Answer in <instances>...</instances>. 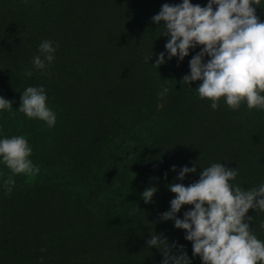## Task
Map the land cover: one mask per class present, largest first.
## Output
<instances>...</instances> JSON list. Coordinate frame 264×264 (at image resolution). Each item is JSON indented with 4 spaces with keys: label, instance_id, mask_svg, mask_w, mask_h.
I'll return each mask as SVG.
<instances>
[{
    "label": "trees",
    "instance_id": "trees-1",
    "mask_svg": "<svg viewBox=\"0 0 264 264\" xmlns=\"http://www.w3.org/2000/svg\"><path fill=\"white\" fill-rule=\"evenodd\" d=\"M147 1L0 0V97L13 102L10 111L0 110V117L5 111L17 116L19 125L11 137L23 135L28 141L35 134L36 141L29 145V159L40 169L35 177L13 174L0 157V236L3 234L9 243V247L0 246V264H161V251L147 244L152 235H162L169 244L183 245L191 264H203L199 255L193 256L192 242L184 238L186 230L175 228L173 220H160V214L170 209V201L176 196L168 186H188L197 181L206 166V160L201 158L215 149H219L218 159L238 153L234 167L237 176L230 184L245 191L262 185L264 162L248 156L252 154L251 139L264 145L260 135L264 109H249L242 101L233 112L226 98H220L218 107L209 109V116L199 122L207 135L214 123L213 142L202 147L201 143L187 141L182 107L192 105L196 115L202 113L198 110L205 109V103L211 102L198 94L196 88L201 81L190 85L181 81L190 72V56L202 46L190 49L179 63L175 58L168 60L167 51L156 46L159 43L155 37L165 31L163 21L148 31L145 25L151 24L149 19L154 15L147 18V23L142 20L146 10L140 11L139 7ZM196 1L190 3L195 5ZM207 3L208 0H199L200 6ZM216 7L213 5L214 10ZM45 40L56 49L54 59L46 68L36 69L32 61ZM161 52L166 62L156 67L153 64ZM26 70L31 71V76L24 75ZM158 70L180 78L176 80L178 84L173 83L177 92L167 94L166 103L143 133L129 135L119 162L106 152L108 161L102 165L107 142L96 134L115 119L116 103L108 96L113 83L125 74L145 90L154 82L152 77ZM9 80L17 84L16 97L7 95ZM29 86L45 90L46 105L56 114V125L50 130L41 132L45 121L28 118L18 110L21 94ZM224 145L227 146L221 151L219 146ZM83 160L87 162L80 164ZM173 165L175 171L171 170ZM193 165L195 173H187L183 181L177 179L182 167ZM43 169L62 178L63 183L51 189L49 181L40 179ZM101 169L109 175L104 181L97 174ZM9 177L15 183L6 193L5 181ZM112 178L119 179L118 186L109 188ZM151 186L157 191L153 202L145 203L141 194ZM90 187L97 193L95 202L89 200V220L75 214V224L70 225L66 216L70 214L65 212L74 188L87 191ZM112 191L117 192L118 201L114 199L112 208L106 211L102 204L104 199L110 200ZM193 207L182 205L177 217L183 219L184 212ZM50 210L58 212L60 218L51 217ZM246 216L252 217L247 221L250 231L264 242V211L249 209ZM104 221L108 228L95 250L84 239L72 238L82 231L88 236V231L100 228ZM44 222L48 223L44 232L34 231ZM23 225L29 229L22 233Z\"/></svg>",
    "mask_w": 264,
    "mask_h": 264
},
{
    "label": "clouds",
    "instance_id": "clouds-1",
    "mask_svg": "<svg viewBox=\"0 0 264 264\" xmlns=\"http://www.w3.org/2000/svg\"><path fill=\"white\" fill-rule=\"evenodd\" d=\"M259 4L260 0H208L200 6L182 0L177 5L163 4L151 18L156 25L163 21L162 35L169 37L164 46L168 60L177 57L179 63L190 49L202 46L190 59V72L181 81L188 85L201 81L196 88L198 94L211 100L213 109L222 96L232 109H238L242 101L249 109H264V22L252 7ZM213 5L217 6L215 10ZM38 51L32 63L36 69H44L53 61L56 49L45 40ZM165 62V53L161 52L153 65ZM31 74L30 70L24 73ZM167 91L165 88L161 95ZM46 99L42 86H29L21 94L18 110L28 118L45 121L51 128L56 114L47 107ZM12 103L0 97V110L10 111ZM31 154L23 135L0 139V157L13 174L35 177L39 173L29 159ZM175 169V165L171 166L172 171ZM195 172V165L184 166L177 179L183 181L187 173ZM236 176L234 168L215 163L203 169L199 179L188 186H168L176 196L170 201V209L160 214V220H173L175 228L186 230L184 238L192 242L193 256L199 255L203 264H264V242L250 231L247 221L252 217L246 216L249 209L264 211V184L245 191L229 183ZM14 183L11 177L5 181L6 193L12 191ZM156 191L155 186L146 188L141 194L144 202L152 203ZM182 205H194L184 212L183 219L176 215ZM147 244L161 251V264H191L184 246L169 244L162 235H152ZM161 244L162 249L158 247Z\"/></svg>",
    "mask_w": 264,
    "mask_h": 264
},
{
    "label": "rangeland",
    "instance_id": "rangeland-1",
    "mask_svg": "<svg viewBox=\"0 0 264 264\" xmlns=\"http://www.w3.org/2000/svg\"><path fill=\"white\" fill-rule=\"evenodd\" d=\"M165 3L169 5H172L174 3L180 4L182 3V0H160V2L158 3L152 0H148L146 5L139 7L140 11L146 10V12H144V17L142 18V20L145 23H147L148 21L147 18L151 17L152 14L156 15L158 11L161 10V6ZM194 4L195 5L199 4V0H197ZM252 7L255 9V14L259 18V20L261 22H264V17H262L264 16V0H260V4L258 6L252 5ZM149 21L151 24L145 25L148 31L155 24L154 22H152V19H149ZM155 38H157L156 43H159L156 44V46L162 48L163 50H166L164 47L167 42L166 37L160 34ZM192 56H190V59L192 58ZM173 58L177 59V57H173ZM152 78H154V82H151L150 85L145 90L137 87L134 79L126 76L125 74H122L119 77V81L116 80L113 83L108 96L110 99H113V102L115 101L114 103H116L114 104L116 106L115 108L116 116L111 124L106 125V127L103 128L101 133L99 132L98 134H96L97 138H102L105 142H107L105 144V152L102 153L101 156L102 165H105L108 161V159L106 160L105 157L106 152L110 156L114 157L113 159H116L115 162H119V157L121 156L123 150H125L124 146L127 144L126 140L129 139V135L133 134L134 136H139L141 133H143L145 128L147 127V124L150 122V119L155 116L156 112L161 107V105L163 103H166L167 94L169 92H177V88L175 85H173V83L178 84L176 80L178 79L180 80V78L178 76L176 77L173 73L158 70L156 71L154 77ZM15 85L17 84L13 80L8 81L7 95H12L13 97L14 96L16 97V95H18L16 94L17 90L15 89ZM165 88H167L168 91L163 95H161V93H163V90ZM179 89L182 88L179 86ZM180 91H183V89ZM261 94L264 95L263 93ZM221 98H226V97L222 96ZM210 105H212V101L205 103L204 105L205 109L198 110V112L201 111L202 113L196 115H193L195 111L192 105L189 106L187 105L186 107H182L183 108L182 110H185L184 114L186 115V122H187L183 130V135H185L187 141L201 143L200 145H202V147H204V143L213 142L211 137L213 136L212 133H213V129L215 128L214 123H211L209 126V129L211 130L209 135H207L205 131L200 129L201 123H199L204 121V119L209 116L207 111L212 108L210 107ZM236 111L237 109L233 110V112ZM5 113H3V116L0 117V139L10 138L13 132L15 131L16 127H18L19 125V120L14 113H6L7 115ZM245 123L247 126L249 125L247 120L245 121ZM237 124L240 126L241 123L240 124L237 123ZM123 126H126V128H123ZM51 128H49L48 125L46 124V126L44 127V129L41 130V132H44L45 129L50 130ZM260 128H262L260 135L264 139L263 122H261ZM34 136H31V139L28 138L29 145L32 142L36 141V138ZM233 140L234 138L229 140V142H232ZM250 145H251L252 154L249 155L248 157L251 158L252 160H258L260 162H264V151L262 149V146L264 145L252 139L250 141ZM226 146L227 145L219 146V148H221L222 151ZM240 146L241 144H238L237 148H240ZM217 151H219V149L207 151L204 157L201 158L202 161L203 159L206 160L205 168L210 167L212 164L215 163H221L225 167H230V168L235 167L238 153L237 154L235 153L232 156L230 154L228 158H225L223 156L221 159H218ZM84 162L87 161L83 160L80 162V164H83ZM32 163L34 166H36L35 162ZM47 165L50 166V163H48ZM103 169H105L104 166ZM103 169H101V171L100 170L97 171V174L101 175L102 181L106 180L109 177V175H107L105 171H103ZM42 176L43 177L40 179L44 180L45 182L49 181L51 189L52 188L54 189L56 185L63 183L62 178L58 179L57 175L52 174L48 171L44 170ZM118 181L119 179L112 178L109 183V188L112 186L115 187L116 185L118 186ZM260 181L262 184H264V177ZM1 183L2 180H0V184ZM74 191L75 193L73 192L71 194L72 195L71 197L73 198L67 202V207L65 212L66 214H70L69 216L65 214L67 217L70 218L69 221L70 225L75 224V220L73 219V216H75V214L83 215V217L86 220L87 218L89 220V217H87L89 216L88 214L90 212V207H91L89 204L90 203L89 200H91V202H95L96 200L95 195L97 193V190L91 187L87 191H84L80 188H74ZM109 195H110V200L104 199L105 203L102 204V207L106 211L112 208L111 203L113 204L112 201L114 199L118 201L117 192L112 191L111 193H109ZM92 197L94 199H91ZM50 213L52 214L51 217L55 219L60 218L58 212H54V210H50ZM106 222L107 221H104V223L100 225L101 226L100 228L93 231H88V236H86L84 234V231H82L79 234L72 235V238L84 239L85 243L90 245L92 250H95L97 245L103 239L102 232L108 228ZM39 225H37L36 228H34V231L38 233H42L45 231L44 228L48 226V223L44 222V225H40V226ZM89 226H91L90 221H89ZM26 229H29V227L23 225L21 228L22 233ZM18 240L20 241V238ZM0 246L9 247L8 240L3 234L0 236ZM145 257L149 261L146 254Z\"/></svg>",
    "mask_w": 264,
    "mask_h": 264
}]
</instances>
